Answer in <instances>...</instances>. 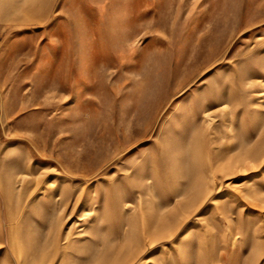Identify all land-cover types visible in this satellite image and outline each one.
Returning <instances> with one entry per match:
<instances>
[{
	"label": "rangeland",
	"instance_id": "374dc122",
	"mask_svg": "<svg viewBox=\"0 0 264 264\" xmlns=\"http://www.w3.org/2000/svg\"><path fill=\"white\" fill-rule=\"evenodd\" d=\"M0 264H264V0H0Z\"/></svg>",
	"mask_w": 264,
	"mask_h": 264
}]
</instances>
